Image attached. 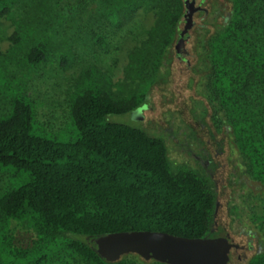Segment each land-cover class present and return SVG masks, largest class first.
<instances>
[{
	"label": "trees",
	"instance_id": "1",
	"mask_svg": "<svg viewBox=\"0 0 264 264\" xmlns=\"http://www.w3.org/2000/svg\"><path fill=\"white\" fill-rule=\"evenodd\" d=\"M229 2L228 10L217 0L206 7L193 51L186 53L175 46L185 0H0V22L23 5L26 15L15 20L19 26L30 25L31 12L61 22L94 11L92 22L104 28L106 20L112 41L139 10L154 16L129 50L123 78L110 77V92L97 84L72 96L69 110L79 131L75 141L36 132V111L22 98L0 117V165L29 175L19 186L0 190V264H168L136 253L108 261L94 249V240L131 230L214 235L218 189L205 168L183 155L172 158L169 132H150L143 120L110 119V114L148 106L154 85L168 79L177 59L186 62L188 86L201 96L195 101L202 114L196 109L194 114L208 115L213 137L225 131L228 147L238 154L236 177L244 183L232 195L231 214L248 218L262 244L247 264H264V189L247 186H264V0ZM96 34V42L105 44L106 36ZM17 35L11 37L15 43ZM42 35L45 42L26 51L30 63L46 60L49 39ZM88 76L86 67L77 77L82 82ZM190 136L195 138L194 130ZM19 233L27 243H18Z\"/></svg>",
	"mask_w": 264,
	"mask_h": 264
},
{
	"label": "rangeland",
	"instance_id": "2",
	"mask_svg": "<svg viewBox=\"0 0 264 264\" xmlns=\"http://www.w3.org/2000/svg\"><path fill=\"white\" fill-rule=\"evenodd\" d=\"M214 1L216 0H208L206 7L211 8V3ZM217 2L223 9L228 10L230 7L229 0H217ZM92 5L97 7L96 3ZM93 14L84 12L73 18H62L59 22L53 15L42 19L40 16L35 17L36 13L31 12V21L30 19L27 21L31 22L30 25L19 26L15 20H20V16L26 15L22 5L14 10L12 17H4L1 20L0 117L11 111L16 98H22L30 103L36 111L33 124L36 132L64 142H72L78 138L79 131L69 110L72 96L82 87H95L97 84L110 92V77L117 82L123 78L125 67L129 61V50L137 44L138 39L143 36L145 30L154 20L153 13L139 10L124 21L123 26L118 28L119 30L114 34L112 41L107 21L105 20V23L108 26L104 28L98 26L91 20ZM198 15L199 13L195 15V24L189 30L192 36L182 47V50H191V53L196 40V30L204 20ZM97 18H100L98 13ZM180 27L183 29L185 22H182ZM15 31L18 33V43H15L11 38ZM35 31L47 35L49 39V46L46 45V60L40 64L30 63L26 58V51L45 42L43 35H38ZM96 33H99L98 36L101 37L106 36L105 44L100 45L96 42ZM188 57L193 60L192 55ZM177 60L171 63L172 70L168 79L154 85L150 93V104L142 107L143 118L137 120L142 121L145 117L143 125L148 131L157 132L159 130L166 133L169 132L171 122H176V129L181 126L183 128L179 139L184 138V135L187 134L189 140L195 142L196 150L202 149V146L207 147L214 161L219 163L216 167L218 171L216 176L218 178V200L220 201L219 211L221 210L220 214L222 215L226 211L227 195H236L242 184L229 182L231 175L226 177L227 180H223L224 175L220 173L221 171L231 173L236 169L238 154L228 147L229 136L225 131L216 133L213 137L210 133L212 124L208 115L196 117L194 114L195 109L198 111V115L202 114L201 103L195 101L200 100L201 96L195 95L193 89L188 86L190 72L186 67V62ZM86 67L89 68V76L81 82L77 76ZM110 119L127 124L138 122L132 112L113 113L110 114ZM183 122L187 126H184ZM189 126L194 130L195 138L190 136L192 130L188 131ZM209 140L210 142H208ZM169 142L172 158H180L182 156L179 153L181 145H176L175 149L172 146V141ZM217 143L224 144V154L218 153ZM190 162L193 163L191 159ZM28 179L29 175L26 171L18 172L10 165H0V190L5 187L19 186ZM223 184H228L227 194L221 190ZM257 185V183H252L254 188L264 189V186ZM238 197L241 198V202L244 201V195ZM221 219L223 220L224 217ZM247 223L250 225L248 218H244L243 223L235 224L236 227L231 228V233L238 242L248 244V241L251 240L253 248L251 250L245 248L234 253L229 264H247L249 257L258 246L257 236L251 238L237 235L241 228H248L245 226ZM255 229L253 227V231L256 232ZM15 241L17 242V239ZM27 242L28 237L24 233H19L18 243ZM238 254H241L240 258Z\"/></svg>",
	"mask_w": 264,
	"mask_h": 264
},
{
	"label": "water",
	"instance_id": "3",
	"mask_svg": "<svg viewBox=\"0 0 264 264\" xmlns=\"http://www.w3.org/2000/svg\"><path fill=\"white\" fill-rule=\"evenodd\" d=\"M188 15L179 44L190 26L192 10ZM142 110L140 107L132 111L133 117L142 119ZM93 247L108 261L136 253L146 260L156 259L168 264H227L232 243L219 236L185 237L165 231L131 230L101 235L94 240Z\"/></svg>",
	"mask_w": 264,
	"mask_h": 264
},
{
	"label": "flooded vegetation",
	"instance_id": "4",
	"mask_svg": "<svg viewBox=\"0 0 264 264\" xmlns=\"http://www.w3.org/2000/svg\"><path fill=\"white\" fill-rule=\"evenodd\" d=\"M207 1L208 0H185L186 6H187V12L185 14V17L183 18V22H185V25L187 23L186 20L189 17L188 11L192 10V15L190 16L191 17V23H190V26H189L188 30L195 24V21H196L195 15H197L199 13L198 16L203 18V14L202 13L206 9V2ZM186 33H185V38H184L183 42H180V44H179V40H180V37H181V35H180L178 40H177V43L175 45L179 52L182 50V47L185 46L186 42L189 39V36ZM184 51L187 53V51L185 49H184ZM144 120H145V117H144L143 121ZM182 130H183L182 127H178V129H176L175 124L173 122H171L170 129H169V134L167 135L168 140L172 141V146L175 149L177 148L176 145H178V146L181 145V149L179 148L180 149L179 153L181 155H183L185 158L191 159L195 163L199 162L205 168V170L209 173V175L215 181V183L218 184V178L216 176L218 171H217L216 167L219 165V163H216L214 161L213 156L209 152L207 147H203L202 146V149L200 148V150H201L200 151L198 149V147L196 146L197 149H198V150H196L195 149V142L193 143L192 141H190L189 138L187 137V134L184 135V138H180L179 139V135H181ZM196 138H197V136H196ZM208 142H210V140ZM217 146H218V153L221 152V154H224L225 153L224 152L225 150L223 148L224 144L217 143ZM220 174L224 175L222 177L223 180H227L228 176L231 175V178L229 179V182L238 183L240 185L244 183L243 181H241V178H240L239 181H237L236 169L234 171H232L231 173L226 172V171H221ZM247 186H252V183H250V184L248 183ZM227 188H228V184H223L221 190L224 193L227 194V192H226V191H228ZM227 196H228V198L225 201L226 211L222 215L220 214L221 210L219 211L218 221H216V223H215L216 226L213 228L214 235L209 236V237L219 236V237H222V238H227L229 240V242L232 243V247H231L230 252H229V260H228V263H227V264H229L234 253L238 252L239 250H244L245 248L251 250L253 248V243L250 240V241H248V244H244V243L238 242L236 240V238L232 236L231 228L232 227H236L235 224L243 223V220L235 219L233 214H231V205H230V203H231V200H232V194H228ZM219 202L220 201H218V209H219ZM221 217H224V219L222 220ZM245 226L246 227L247 226L250 227L251 225H249L247 223V224H245ZM245 226H242V227H245ZM249 227L248 228H241V231L237 232V235H240L242 237L249 236L251 238H255L256 234ZM241 233H243V234H241ZM258 241H259L258 246H257L256 250L254 251V253L249 257V259L256 252L262 250V244L260 243L259 238H258ZM240 256H241V254H238L239 258H240Z\"/></svg>",
	"mask_w": 264,
	"mask_h": 264
}]
</instances>
